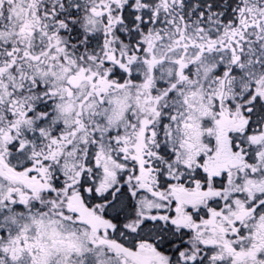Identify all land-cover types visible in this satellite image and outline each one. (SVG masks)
Segmentation results:
<instances>
[{"label": "snow or ice", "instance_id": "1", "mask_svg": "<svg viewBox=\"0 0 264 264\" xmlns=\"http://www.w3.org/2000/svg\"><path fill=\"white\" fill-rule=\"evenodd\" d=\"M0 264H264V0H0Z\"/></svg>", "mask_w": 264, "mask_h": 264}]
</instances>
